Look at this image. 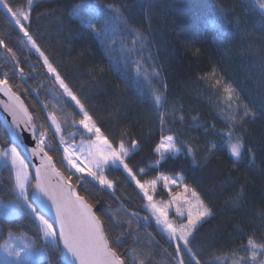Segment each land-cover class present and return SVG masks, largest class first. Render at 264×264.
<instances>
[{
    "label": "trees",
    "instance_id": "16d2710c",
    "mask_svg": "<svg viewBox=\"0 0 264 264\" xmlns=\"http://www.w3.org/2000/svg\"><path fill=\"white\" fill-rule=\"evenodd\" d=\"M12 2L26 4V0ZM88 2H41L32 12L30 31L102 130L118 140L120 132L127 128L129 136L139 141L129 162L137 173L141 168L145 170L144 180L161 174L183 176L184 183L197 191L212 214L197 227L193 250L207 264L217 256L228 257L225 264H230L234 258L232 252L246 243L249 236L264 238V220L260 219V213L264 212V12L257 0H91L102 10L98 28L102 31L107 20L109 28L117 34L113 37L117 44L112 45L107 40L102 42V37L78 17L70 15L76 5ZM109 4L119 9L118 19L115 12L109 11ZM222 9L226 19L220 30L215 25ZM137 32L143 34L142 45L126 56L120 50V38L127 48ZM0 38L16 51L27 79L22 81L18 73L12 76L15 62L10 57L5 61L8 53L3 48H0V78L8 71L10 83L21 85L13 90L30 112L42 117L38 124L46 122L48 111L75 110L73 102H64L67 97L60 98L58 88L51 90L52 77L42 67L43 61L35 51L29 53L23 46L22 33L9 23L3 8H0ZM141 57L148 73L152 70L150 60L158 65L160 78L153 77L149 83L137 74L134 61ZM213 67L218 76H223L237 90L241 105L247 104L255 112V117L245 118L244 128L240 129L245 143L241 161L234 162L225 146L231 110L218 90L200 79ZM153 90L166 97L164 110L168 115L164 134L174 135L181 147L179 154H166L158 166H155L159 157L154 148L161 129L157 110L149 103ZM45 103L49 105L47 110H43ZM61 124L67 139L69 131L75 130L71 127V118L68 124L63 121ZM47 125L53 142L50 154L60 167L62 155L48 121ZM75 142H80L79 135ZM9 145L0 124V147ZM187 145L196 149L195 162L186 154ZM212 145L217 147L209 151ZM248 148L255 154L254 163H250L252 156ZM106 174L117 184L115 195L120 199L109 190L95 192V199L100 201L96 209L101 213L116 211L121 221L128 218L120 211L121 205L128 214H138L132 218L131 228L136 239L127 238L124 249L134 247L141 254L151 252L150 264H175L168 255L174 253V246L157 231L152 221L143 219L148 216L144 207L146 200L135 182L122 168H110ZM7 178V169L0 168L3 203L11 198L5 187ZM156 196L163 197V194ZM105 220L108 226L110 217L106 216ZM9 228L29 235L36 230L30 217L22 215L6 222L2 213L0 243L7 238ZM127 228L125 223L114 231L118 234Z\"/></svg>",
    "mask_w": 264,
    "mask_h": 264
},
{
    "label": "snow or ice",
    "instance_id": "6c2138e0",
    "mask_svg": "<svg viewBox=\"0 0 264 264\" xmlns=\"http://www.w3.org/2000/svg\"><path fill=\"white\" fill-rule=\"evenodd\" d=\"M40 3L41 0H26V4L16 5L12 0H0V8L5 10V17L9 23L14 24L22 33L23 46L29 53L35 51L43 61L42 67L52 77L51 90L55 91L58 88L60 98L67 97L65 103L74 102L75 110L70 113H64L62 109L48 111L46 122L38 124L42 117L30 112L20 95L13 90L14 87L19 88L21 85L10 83L8 71H4L0 78V93L8 98L7 103L3 101L0 103H3L5 111L12 116V125L15 126L14 142L9 146L0 147V165L8 171L5 187L11 197L7 203H3L4 197H0V209L3 210L6 222L26 215L31 218L36 228L31 235L9 228L7 238L0 243V264H150L151 252L141 254L134 247L128 249L123 247L127 238L136 239L131 228L132 218L138 214L136 212L128 214L121 205L120 211L128 216L126 220L121 221L116 211L101 213L96 209L100 201L95 199V192L109 190L117 200L120 199L115 195L117 184L106 174L110 168H122L127 177L135 182L139 193H142L143 199L147 201L144 207L151 213L143 219L148 221L154 218L161 232L174 243V253L168 255L173 257L175 264H207L198 252L193 250L192 243L197 226L211 216V210L204 204L197 191L184 183L183 176L170 177L161 174L154 179L144 180L145 170L141 168L137 173L130 166V157L138 149L139 141L129 136L127 128L120 132L118 140L111 138L102 130L85 102L66 82V78L62 76L30 31L32 12ZM257 3L264 12V0H257ZM107 7L109 11L116 13L118 19L119 9H114L111 4ZM101 12L98 5L89 0L88 3L76 5L70 15L78 17L81 23L86 24L98 37H102V42L107 40L110 44L116 45L117 39L113 37L117 34L114 29L109 28L107 20L102 31L98 28ZM224 19L226 14L222 9L215 27L223 30ZM143 39V34L137 32L130 46L125 48L121 37L120 50L126 56L131 55L136 51L137 45H142ZM0 48L8 53L4 58L5 61L10 57L15 62L12 76L18 73L22 81L26 80L25 69L16 51L2 38H0ZM141 59L142 57L134 61L135 71L151 83L152 78L158 77L160 73L155 67H152L151 73H148ZM200 79L208 81L211 88L217 89L222 101L231 110L228 116L230 124L225 134V146L234 162L241 161L245 143L240 129L244 128L245 118L255 117V112L247 104L241 105L237 90L223 76L217 75L215 67ZM164 88L166 91L167 86L165 85ZM149 103H152L157 110L161 129L159 142L154 148L159 157L155 161V166H158L166 159V154H179L181 147L178 146L174 135L164 134L168 115L164 110L166 97L158 90H153ZM52 107L56 109L57 106ZM48 108L49 105L45 103L43 110ZM112 115L114 114L109 113V116ZM69 118H71V127L75 130H70L66 139L61 121L68 124ZM179 119L183 120V116ZM47 121H50L55 129L54 135L59 137L56 147L63 149L60 167H57L53 155L50 154L53 142L49 139ZM23 132L30 134L31 139L35 141V147L29 148L24 143ZM77 135L80 136L78 144L75 142ZM21 147L24 151L30 152L39 163L30 166L27 162L28 157L22 156L18 150ZM185 147L186 154L195 162L196 149L191 145ZM216 147L212 145L209 151ZM247 152L252 156L250 163H254L255 154L252 149L248 148ZM161 181L164 189L179 184L183 191L175 193L169 191L170 199L167 203H158L154 199V194ZM242 191L243 189L241 193ZM173 206L176 217L181 218L180 222L169 218V209ZM48 216L52 219L49 220ZM106 216L110 217L107 221L108 226H106ZM260 219L264 220V212L260 213ZM184 220L186 222H183ZM125 223L128 228L117 234L115 228ZM136 223L139 224V221L137 220ZM232 257L234 258L231 259L230 264H264V238L249 236L246 243L232 252ZM226 260H228L226 256H217L210 264H225Z\"/></svg>",
    "mask_w": 264,
    "mask_h": 264
},
{
    "label": "rangeland",
    "instance_id": "374dc122",
    "mask_svg": "<svg viewBox=\"0 0 264 264\" xmlns=\"http://www.w3.org/2000/svg\"><path fill=\"white\" fill-rule=\"evenodd\" d=\"M46 1H51V0H41V2H46ZM252 1H255V0H252ZM252 6H253V4H252ZM253 7H254L255 9H257L255 5H254ZM260 10H261V9H260ZM150 64H151V67H155V68L159 71V73H160V68L158 67V65H157L153 60H150ZM160 75H161V73H160ZM160 75H159L157 78H160ZM73 103H74V102H73ZM48 123H49L50 128H51V130H52V132H53V135H54V133H55V129L51 126V122H50V121H48ZM54 137H55L56 139H59L58 136H55V135H54ZM77 144H78V143H77ZM2 167H3V166L0 165V168H2ZM138 191H139V189H138ZM169 191H172L173 193H175V192H182V191H183V188H182V186H180L179 184H177V185H170L169 189H164V187H163V182L161 181V182L158 184L157 190H156V192H155V194H154V199H155L158 203H159V202L167 203V201L170 199V197H169V195H168V192H169ZM157 193H162V194H163V197H157V196H156ZM140 194L143 196L142 193H140ZM189 195H190V194H189ZM146 203H147V201H146ZM145 211H146V213H147L148 216L151 215V213H150L146 208H145ZM2 213H3V210L0 209V217H1ZM169 218L172 219V220L175 221V222H180V221H181V218L176 217V215H175V207H174V206L171 207V208L169 209ZM207 218H208V217H207ZM207 218H205L204 220H206ZM149 220L152 221V222L154 223V225H155L157 231H158L159 233H161V234L164 236V238L166 239V241H167L170 245H173V246H174V243H173L172 241H169V240L167 239V235L161 232V230L159 229V227L156 225L154 218L149 219ZM204 220H203V221H204ZM203 221H202V222H203ZM183 222H186V220H184ZM202 222H201V223H202ZM201 223H200V224H201ZM200 224H199V225H200ZM199 225H198V226H199ZM198 226H197V227H198Z\"/></svg>",
    "mask_w": 264,
    "mask_h": 264
},
{
    "label": "water",
    "instance_id": "95a60500",
    "mask_svg": "<svg viewBox=\"0 0 264 264\" xmlns=\"http://www.w3.org/2000/svg\"><path fill=\"white\" fill-rule=\"evenodd\" d=\"M0 101H3L4 103L8 102V98L3 95V93H0ZM0 124L8 138V141L10 145L14 142L13 138V130H15V126L12 125V116L9 115L8 112L5 111L3 103H0ZM21 128H23V125H21ZM22 136L25 137L24 143L29 147H35V141L31 139L30 134L27 132H23ZM21 152L22 156L28 157V163L31 165H36L39 163V161L31 156L30 152L24 151V148L21 147L18 149ZM34 170V169H33ZM48 219L51 220L52 217L48 216Z\"/></svg>",
    "mask_w": 264,
    "mask_h": 264
},
{
    "label": "built area",
    "instance_id": "2783aa9c",
    "mask_svg": "<svg viewBox=\"0 0 264 264\" xmlns=\"http://www.w3.org/2000/svg\"><path fill=\"white\" fill-rule=\"evenodd\" d=\"M59 143V142H58ZM60 149V151H61V153L63 152V149L62 148H59Z\"/></svg>",
    "mask_w": 264,
    "mask_h": 264
}]
</instances>
